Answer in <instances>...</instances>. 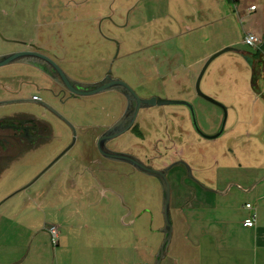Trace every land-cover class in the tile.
<instances>
[{
    "label": "rangeland",
    "instance_id": "374dc122",
    "mask_svg": "<svg viewBox=\"0 0 264 264\" xmlns=\"http://www.w3.org/2000/svg\"><path fill=\"white\" fill-rule=\"evenodd\" d=\"M2 25H16L18 28L22 25L65 26V40H61L60 50H65L67 63L74 64L75 69L81 67L86 75L90 68L93 70L94 64L101 70L100 67L116 62L115 73L121 66L126 76L130 73L127 79L143 80L144 94L192 103L199 128L206 136L220 132L224 116L219 107L197 96L195 84L207 62L214 55L230 49L211 63L201 82L202 92L227 109L224 133L218 139L208 141L210 144L221 143L227 138V126L233 118L239 123L255 121L259 126L256 135L264 140V74L259 79L257 93L251 86L253 57L244 56V53H253L256 49L243 44L248 33L264 39V0H0ZM4 35L9 37V34ZM2 44L0 37V49ZM262 60L264 63V52ZM123 109L124 102L113 92L79 101L65 98V119L71 121H95V111L98 110L103 117L108 114L113 117ZM233 110L235 113L231 112ZM159 112H166L168 116L182 115L184 119L181 118L179 124L172 118L163 124L171 128L179 126L183 136L190 141H207L193 131L185 107L165 106L148 110L151 115ZM111 120L109 118L107 123ZM183 136L178 138L180 147L185 145ZM195 151L206 154L209 150L205 147ZM53 153L31 155L13 164L6 172H12L15 178L0 185V189L17 182L21 172H40L29 182L39 184L40 177L56 170L51 167L56 159H52ZM239 173L219 172L230 175L227 182L235 184L239 183ZM107 179L111 180V186L123 193L124 199L116 201L122 207L125 202L133 210L134 215L127 221L141 219L138 224L142 223L144 233H148L151 239L163 236V191L158 179L141 172H114ZM195 179L191 173L186 181L193 183ZM102 189L99 187L101 192L94 200L106 203L110 195ZM244 199L240 197L235 201L236 210V207L245 205ZM173 217L171 209L172 220Z\"/></svg>",
    "mask_w": 264,
    "mask_h": 264
},
{
    "label": "crops",
    "instance_id": "0c3cea01",
    "mask_svg": "<svg viewBox=\"0 0 264 264\" xmlns=\"http://www.w3.org/2000/svg\"><path fill=\"white\" fill-rule=\"evenodd\" d=\"M253 58L251 86L259 93L262 53ZM227 129L221 143L189 139L190 149L180 147L196 179L185 184L184 172L169 174L173 232L159 264H264V140L255 121L233 118ZM205 147L206 154L195 151ZM219 172H240L239 183ZM39 174L21 172L0 189V264H157L166 234L151 239L141 219L127 221L133 210L116 201L124 197L107 179L114 172H47L39 184H29ZM13 178L2 172L0 185ZM98 185L110 195L106 203L94 200ZM240 197L245 205L236 210ZM254 214L255 227H246ZM51 226L59 228L57 244Z\"/></svg>",
    "mask_w": 264,
    "mask_h": 264
},
{
    "label": "flooded vegetation",
    "instance_id": "af4514ba",
    "mask_svg": "<svg viewBox=\"0 0 264 264\" xmlns=\"http://www.w3.org/2000/svg\"><path fill=\"white\" fill-rule=\"evenodd\" d=\"M64 28L65 26L54 25H22L19 28L16 25L0 26L3 43L0 62L16 56L13 61L0 66V175L13 164L24 161L31 155L46 156L47 152H54L52 159H56L51 167L56 168L55 172H143L130 161L106 157L102 153L104 148L132 157L153 170L168 172L169 182L171 172H184L182 180L185 182L188 174L191 177L192 166L179 155L178 138L184 133L179 126L171 128L170 125L163 124L169 121V118L179 124L182 115L148 113L151 108L165 107L158 105L148 108L141 105L137 110L136 100L130 95L129 97V92L118 84L94 95H82L89 91L84 85L113 81L124 83L141 100L162 99L144 94L143 80L137 78L133 81L131 77L127 79L130 73L126 76L123 67H119L122 72L118 69L119 73H115L116 62L108 67H100L101 70L94 64L93 70L90 68V71L83 75L82 68L75 69L74 64L67 63L65 50H60L61 40H65ZM4 33L9 34V37ZM255 53L247 52L244 56L253 57ZM72 68L76 71H71ZM65 76L73 90L80 93L69 89ZM197 81L195 92L200 97L196 90ZM110 92L116 93L124 102V109L119 115L111 117L108 114L103 117L98 110L99 113L95 111V121L78 122L65 119V98L79 101ZM190 104L196 112L195 106ZM183 107L188 111V114L185 112L186 116L190 117L193 131L196 133L191 111L187 106ZM217 107L222 110L225 118V110ZM128 112L130 115H127ZM125 116V125L121 127L120 133L110 140L102 141L105 134ZM109 118L112 120L108 124ZM183 137L187 147L189 139ZM188 148L190 149V146ZM75 152H78L77 157L74 156ZM91 152H94L93 155ZM74 164H77V171H74Z\"/></svg>",
    "mask_w": 264,
    "mask_h": 264
},
{
    "label": "water",
    "instance_id": "95a60500",
    "mask_svg": "<svg viewBox=\"0 0 264 264\" xmlns=\"http://www.w3.org/2000/svg\"><path fill=\"white\" fill-rule=\"evenodd\" d=\"M230 49H226L218 54H216L214 57H212L207 64L205 65L198 81H197V86H196V90L197 93L200 97L206 99L207 101L220 106L221 108H223L225 110V118H224V122L222 125V128L220 130V132L215 135V136H206L203 134V132L201 131V129L199 128V125L197 123V118H196V112L194 107L185 101H176V100H163V99H157V98H152L149 100H141L136 94L135 92H133V90L129 87H127L124 83H119V82H113L111 81L110 83H107V81H103L101 83H97V84H93V85H84L87 87V89H89V91L83 93L82 95H94L100 92L105 91L106 89H109L110 86H115V85H121L123 86V88H125V90H127L128 96L130 95L131 97H133L137 104H138V108L137 110L141 107V105H144V107L148 108V107H154V106H187L192 114V120H193V126L195 131L202 136L203 138L207 139V140H215L218 139L222 134L223 131L225 129V125H226V121H227V110L226 108L219 102L215 101L214 99L208 97L207 95H205L202 90H201V81L203 79V76L206 72V70L208 69L209 65L218 57H220L222 54L230 52ZM16 56L4 59L3 61L0 62V66L2 65H6L9 62L13 61L15 59ZM65 83L66 85L69 87V89H71L72 91H76V93H80L78 92V90H73V88L70 85L69 80L67 79V77L65 76ZM129 96V97H130ZM127 115H130V112L127 113ZM127 116H125L123 118V120H121L117 125H115L114 127H112L106 134L105 136L102 138V141H107L110 140L114 137H116L120 131H121V127L125 125V120H126ZM102 153L103 155H105L108 158H121V159H125L127 161L132 162L138 169H140L141 171H143L142 173L152 176L156 179H158V181L160 182L162 189H163V214H164V218H165V227L164 230L162 232H164L165 235V242L161 248V251L159 252V254L157 256H159L158 260H157V264L160 263V259H163V257L165 256L166 253V249L168 247L169 241L171 239V235L173 232V226H172V219H171V212H170V203H171V185L170 182L167 178V174L168 172L165 171H157V170H153L150 167H147L143 164H141L139 161H137L136 159L129 157V156H124V155H120V154H116L113 152H110L109 150H106L104 148H102Z\"/></svg>",
    "mask_w": 264,
    "mask_h": 264
},
{
    "label": "built area",
    "instance_id": "2783aa9c",
    "mask_svg": "<svg viewBox=\"0 0 264 264\" xmlns=\"http://www.w3.org/2000/svg\"><path fill=\"white\" fill-rule=\"evenodd\" d=\"M254 9L255 8H252V10H254ZM243 43L245 46H247L249 48H257L258 49L262 43V39L256 35H254L253 33H248L245 35ZM246 207L249 210L253 209L252 205H247ZM256 222H257V216H256V214H254L253 217H251L250 219H248L245 222V226L248 228H253V227H255ZM49 232L51 234L53 243L57 244L58 240H59V228L57 226H51L49 229Z\"/></svg>",
    "mask_w": 264,
    "mask_h": 264
},
{
    "label": "trees",
    "instance_id": "16d2710c",
    "mask_svg": "<svg viewBox=\"0 0 264 264\" xmlns=\"http://www.w3.org/2000/svg\"><path fill=\"white\" fill-rule=\"evenodd\" d=\"M256 53L254 54L255 57H259L261 56V53L264 52V42L263 44L261 45V47L258 48V50L255 51Z\"/></svg>",
    "mask_w": 264,
    "mask_h": 264
}]
</instances>
